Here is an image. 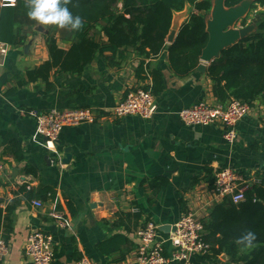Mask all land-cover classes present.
I'll return each instance as SVG.
<instances>
[{"label":"crops","instance_id":"crops-1","mask_svg":"<svg viewBox=\"0 0 264 264\" xmlns=\"http://www.w3.org/2000/svg\"><path fill=\"white\" fill-rule=\"evenodd\" d=\"M192 12L187 5L174 13V40ZM39 27L42 32H38ZM34 30L35 34L26 39L24 46L30 45L27 51L24 46L10 47L0 60V208L15 207L12 232L6 242L8 253L0 264H32L24 245L33 231L53 237L52 264H76L83 257L95 264H107L112 259L103 256L97 244L112 235H124L135 248L116 264H131L137 246L136 228L127 234L124 228L112 227L110 222L117 214L140 215L138 223L153 221L158 226H171L188 212L203 220L224 198L214 196L210 182L215 172L229 168L249 183L257 182L256 174L264 171V102L255 101L253 111L237 124L233 144L224 140L220 125H184L178 116L180 110L200 101L210 105L217 102L206 75L208 65L204 64L203 73L196 70L188 77H175L168 66L166 50L147 59L143 72H137L140 58L134 52L128 51L119 67L109 66L105 53L80 75L53 71L49 85L25 81L20 86L28 70L48 59L47 35L53 34L62 49L70 45L68 28L35 22ZM153 70H159L165 81L164 90L155 96V115L148 120L114 117L112 108L128 92L152 85ZM75 108H91L97 119L92 124L61 130L57 150L60 161L56 162V155L47 151L42 139L35 135L36 124L29 111ZM11 142L19 143L22 161H15L9 148ZM65 148L70 149L68 163L62 162ZM26 166L35 173H27ZM160 176L167 178L169 185L154 193L148 183ZM23 186L32 193L52 189L54 198H27L26 191H21ZM36 201L42 206H34ZM54 210L64 212V227L51 217ZM1 234L2 230V239ZM190 261L232 264L222 255L216 259L193 255Z\"/></svg>","mask_w":264,"mask_h":264},{"label":"trees","instance_id":"trees-1","mask_svg":"<svg viewBox=\"0 0 264 264\" xmlns=\"http://www.w3.org/2000/svg\"><path fill=\"white\" fill-rule=\"evenodd\" d=\"M213 0H71L68 5L73 15L84 21L79 31H71L68 49H62L53 34L45 37L48 59L26 72V79L20 83L42 81L49 85L51 73L80 75L97 56L108 53L109 66H120L128 51L134 52L140 63L137 72H143L147 59L158 56L166 50L167 63L175 77L192 75L199 66V57L208 41L205 31ZM243 0H225V7H233ZM264 5V0L252 3ZM189 5L193 12L183 23L173 43L166 46L174 13ZM27 0H16L15 6H0V41L10 47L24 46L29 35H34L35 21L27 16ZM255 32L244 40L223 50L217 59L206 68V75L212 83L211 93L217 104L226 105L232 99L246 104L257 100L264 102V12L258 13ZM249 14L240 21L246 26ZM153 96L165 88V81L159 70L150 72ZM15 161H22L24 155L18 142L9 145ZM25 171L35 170L26 166ZM257 182L249 183L244 200L233 204L224 197L215 204L202 220L203 240L210 246L204 259H216L225 255L232 264H264V171L256 174ZM214 175L212 176L213 185ZM169 185L167 178L160 176L148 183L154 193ZM23 186L26 197L53 199L54 191L41 189L32 193ZM15 207L0 208V230L6 243L12 232L11 216ZM140 215L119 213L111 223L114 228H124L127 234L148 221L138 223ZM109 222H105L107 224ZM139 224V225H138ZM252 231L257 239L255 247L249 250L237 243L238 239ZM135 245L126 236L115 234L97 244L98 251L112 260L107 264L121 263ZM137 248V246H136Z\"/></svg>","mask_w":264,"mask_h":264},{"label":"built area","instance_id":"built-area-1","mask_svg":"<svg viewBox=\"0 0 264 264\" xmlns=\"http://www.w3.org/2000/svg\"><path fill=\"white\" fill-rule=\"evenodd\" d=\"M9 0H2L1 5H8ZM10 46L0 41V60L4 58ZM255 103V102H254ZM246 104L232 99L226 105H210L200 101L178 112L180 120L186 126L220 125L223 129V138L233 144L237 140V124L255 108L253 104ZM257 107V106H256ZM157 111L155 97L151 90L143 88L132 89L125 98L114 106L111 114L121 118L137 116L148 120ZM29 116L35 121V135L42 139L43 147L58 158V138L61 130L85 123L92 124L97 119L96 112L91 108H75L63 111L50 110L40 112L35 109L29 111ZM249 181L240 173L223 168L214 173L213 193L217 199L229 197L233 204L244 200ZM36 207L42 204L33 203ZM51 217L60 226H65L64 212L54 210ZM172 228H174L172 230ZM203 223L193 212L184 214L169 232L159 230L153 221L146 222L136 229L137 238L135 257L131 264H191L193 255L204 256L210 246L203 240ZM53 237L43 231H33L26 239L24 253L32 264H52L54 257ZM8 253V246L0 238V262ZM76 264H95L88 258L79 259Z\"/></svg>","mask_w":264,"mask_h":264},{"label":"water","instance_id":"water-1","mask_svg":"<svg viewBox=\"0 0 264 264\" xmlns=\"http://www.w3.org/2000/svg\"><path fill=\"white\" fill-rule=\"evenodd\" d=\"M254 0H243L238 5L226 8L225 0H213L212 7L208 17L206 18L205 31L208 35V41L205 47L202 49L199 60L200 63L197 67V71L203 73L205 71L204 64L209 65L212 61L219 57V54L237 44L238 42L247 38L250 34L255 32L254 25H247L243 28H234L238 21H241L248 14L250 7ZM38 32H42L39 27ZM177 25L172 20V24L169 33L166 38V42L171 44L174 41ZM30 45L24 46V50L27 51ZM70 160V149L65 148L63 151L62 162L68 163ZM91 207H94L91 205ZM170 225L159 226V230L165 233L169 232ZM174 228H172L173 230ZM222 258H226L222 255Z\"/></svg>","mask_w":264,"mask_h":264},{"label":"clouds","instance_id":"clouds-1","mask_svg":"<svg viewBox=\"0 0 264 264\" xmlns=\"http://www.w3.org/2000/svg\"><path fill=\"white\" fill-rule=\"evenodd\" d=\"M16 0H9L7 6H15ZM71 0H27V16L38 25H54L60 29L68 28L79 31L84 21L79 15H73L68 5ZM256 233L248 231L242 235L237 243L249 250L255 247Z\"/></svg>","mask_w":264,"mask_h":264},{"label":"rangeland","instance_id":"rangeland-1","mask_svg":"<svg viewBox=\"0 0 264 264\" xmlns=\"http://www.w3.org/2000/svg\"><path fill=\"white\" fill-rule=\"evenodd\" d=\"M255 1L256 0H254L253 2H255ZM259 12H264V5H261V4L256 3L255 6H254V9L252 11L249 10V12H248L249 18L246 21V26L247 25H254L255 26V23L259 19V17H258L259 16L258 15ZM243 27L244 26L241 25L240 21H238L235 24V26H234V28H243Z\"/></svg>","mask_w":264,"mask_h":264}]
</instances>
